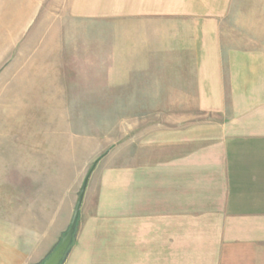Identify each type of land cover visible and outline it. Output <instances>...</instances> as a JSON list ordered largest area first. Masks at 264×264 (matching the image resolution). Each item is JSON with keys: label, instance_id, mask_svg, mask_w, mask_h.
Wrapping results in <instances>:
<instances>
[{"label": "crops", "instance_id": "0c3cea01", "mask_svg": "<svg viewBox=\"0 0 264 264\" xmlns=\"http://www.w3.org/2000/svg\"><path fill=\"white\" fill-rule=\"evenodd\" d=\"M22 3L0 0V100L15 103L52 96L57 71L83 68L17 47L42 26L39 2ZM54 3L61 25L52 19L42 36L84 37L94 23L112 38L120 23L131 55L125 100L173 103L146 122L127 117L124 167L103 171L85 192L63 264H264V49L223 43L222 22L240 3L45 0L46 11ZM109 52L117 56V46ZM35 258L0 235V264L45 256Z\"/></svg>", "mask_w": 264, "mask_h": 264}, {"label": "rangeland", "instance_id": "374dc122", "mask_svg": "<svg viewBox=\"0 0 264 264\" xmlns=\"http://www.w3.org/2000/svg\"><path fill=\"white\" fill-rule=\"evenodd\" d=\"M37 1L43 8L38 24L42 31L22 37L17 47L25 51L37 46L38 61L68 57L83 62L81 69L57 71L62 74L53 81L52 96L39 95L35 101L19 96L16 103L0 100V235L11 245H20L24 255H36L37 262L45 256L41 264L70 226L87 176L91 173L89 192L103 171L124 167L127 117L146 122L173 103L125 100V68L131 55L125 53L128 38L120 23L112 38L103 29L96 32L94 23L87 24L84 37L73 31L62 38L57 30L42 36L52 19L61 25L57 19L62 16L55 3L46 11L45 0H23L22 5ZM234 1L240 4L231 5L222 22L223 43L264 49V0ZM152 34L150 43L157 45V34ZM113 44L117 56L109 52ZM62 46L70 55L61 53ZM49 48L53 54L47 55ZM17 56L25 60L23 52ZM109 61L117 62L114 68ZM198 120H205L201 113Z\"/></svg>", "mask_w": 264, "mask_h": 264}, {"label": "water", "instance_id": "95a60500", "mask_svg": "<svg viewBox=\"0 0 264 264\" xmlns=\"http://www.w3.org/2000/svg\"><path fill=\"white\" fill-rule=\"evenodd\" d=\"M90 175L91 173L87 176L81 188L70 226L68 227L67 231L62 236L61 241L59 242L57 247L41 264H62L68 250L73 245L75 232H76L78 221H79L80 210H81V206L83 203V199H84V195L87 189V184H88Z\"/></svg>", "mask_w": 264, "mask_h": 264}, {"label": "trees", "instance_id": "16d2710c", "mask_svg": "<svg viewBox=\"0 0 264 264\" xmlns=\"http://www.w3.org/2000/svg\"><path fill=\"white\" fill-rule=\"evenodd\" d=\"M70 248H71V247H70ZM69 251H70V249L68 250L66 256L68 255ZM66 256H65V259H66ZM65 259H64V261H65ZM64 261H63V262H64ZM63 262H62V264H63Z\"/></svg>", "mask_w": 264, "mask_h": 264}]
</instances>
